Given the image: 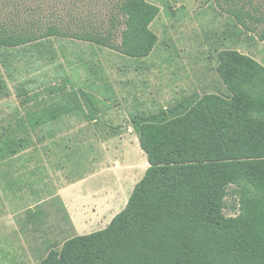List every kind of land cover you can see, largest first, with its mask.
I'll list each match as a JSON object with an SVG mask.
<instances>
[{
  "label": "trees",
  "instance_id": "16d2710c",
  "mask_svg": "<svg viewBox=\"0 0 264 264\" xmlns=\"http://www.w3.org/2000/svg\"><path fill=\"white\" fill-rule=\"evenodd\" d=\"M205 1L264 42V11L253 0ZM21 4L0 0V101L10 97L11 83L25 105L38 102L35 90L42 88L56 101L27 114L35 127L82 106L68 89L69 73L55 65L53 39L131 59L148 58L159 41L151 26L161 10L146 0H120L107 27L79 16L47 21ZM218 62L226 93H196L170 111L131 119L149 167L125 209L105 230L50 250L41 264H264V67L236 50L220 52ZM49 66H55L52 83L45 73L33 77ZM84 98L96 111L92 98ZM0 142V162L29 146L28 138L11 133ZM231 193L239 197L235 216L225 214Z\"/></svg>",
  "mask_w": 264,
  "mask_h": 264
},
{
  "label": "rangeland",
  "instance_id": "374dc122",
  "mask_svg": "<svg viewBox=\"0 0 264 264\" xmlns=\"http://www.w3.org/2000/svg\"><path fill=\"white\" fill-rule=\"evenodd\" d=\"M19 1L23 9L32 10L36 17L47 21L79 16V20H87L88 24L107 27L120 0ZM146 1L161 10L151 26L159 41L148 58L131 59L83 42L52 40L57 55L55 65H62L69 73L68 89L79 95L82 103L75 113L62 116L55 123L35 127L27 120V114L39 112L56 99L46 96L38 87L35 90L41 93L38 102L32 100L25 105L17 97L16 84L9 85L10 97L0 101V138L11 133L16 140L28 138L29 146L0 162V175L4 177L0 182L1 224L11 222V215L27 213L33 206L29 207L28 202L33 204L34 199H40V193L45 192L44 197L56 191L63 178L94 171L114 174L124 180L122 176L133 171L134 182L139 181L149 167L143 151L129 145L125 151L129 156L120 158L125 149L120 147L119 139L123 140L130 132L131 119L138 114L147 116L170 111L196 93L200 96L226 93L217 71L219 53L236 50L247 55L264 49L257 34L244 30L215 3ZM253 1L264 11V0ZM43 73L47 74L44 81L52 83L55 66L46 67L33 77ZM85 95L92 98L96 111L86 103ZM92 117L95 121L90 120ZM112 137L114 144L106 145ZM113 155L115 163L107 166ZM235 188L232 186L229 191ZM238 213L239 197L231 193L226 199L225 214ZM13 249L21 260L11 261ZM24 251L8 247L0 240V264H31L24 260ZM34 255L39 258L44 254Z\"/></svg>",
  "mask_w": 264,
  "mask_h": 264
},
{
  "label": "crops",
  "instance_id": "0c3cea01",
  "mask_svg": "<svg viewBox=\"0 0 264 264\" xmlns=\"http://www.w3.org/2000/svg\"><path fill=\"white\" fill-rule=\"evenodd\" d=\"M247 55L264 67V49ZM119 140L120 147L125 149L120 155L121 159L129 156L125 152L129 145L140 149L139 138L133 127L123 140ZM114 142L112 137L105 144ZM111 162L115 163V155L106 163L107 166ZM116 169L121 170L118 167ZM102 173L93 171L63 178L56 191H50L44 197L45 192L40 193V199H34L33 204L28 202V206H33H29L27 213L11 215V222L5 224H1V215L0 240L6 242L8 247L25 249L24 260L28 263L41 264L50 250L60 251L66 241L105 230L125 209L136 184L143 177L134 182L133 171L132 174L122 176L124 180L114 174L109 176ZM2 181L4 177L0 175V182ZM14 250L11 261L21 260ZM36 253L44 255L37 258L34 255Z\"/></svg>",
  "mask_w": 264,
  "mask_h": 264
}]
</instances>
